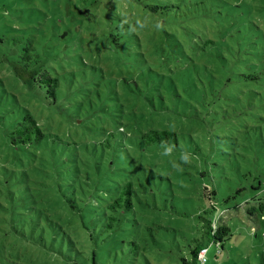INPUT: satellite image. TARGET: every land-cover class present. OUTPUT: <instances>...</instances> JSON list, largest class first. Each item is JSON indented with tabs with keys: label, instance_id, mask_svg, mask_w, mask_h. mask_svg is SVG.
<instances>
[{
	"label": "rangeland",
	"instance_id": "1",
	"mask_svg": "<svg viewBox=\"0 0 264 264\" xmlns=\"http://www.w3.org/2000/svg\"><path fill=\"white\" fill-rule=\"evenodd\" d=\"M172 1H177L185 12L179 15L177 25L171 26L172 19H166L165 24H170L165 26L166 30L177 38L163 37V59L154 68L157 74L146 69L143 60H135V55L127 54L122 48L115 54L106 46L107 26L111 24L122 26L123 22L136 21L151 28L154 21L150 18L153 16L142 9V0L139 3L133 0H0V40L4 39L5 43L12 42L11 38L20 34V28L25 23L34 25V20L30 19L32 15L43 23L40 10L49 15L59 13L55 16L59 26H62L63 19L70 29V32L61 29L62 37L69 32L66 42L69 46H64L65 43L60 46L59 55L53 63L60 74L75 72L76 77L72 79L82 84L84 94L82 97L76 93L72 97L71 91L63 87L65 95L72 97L65 104L70 113L75 114L78 113L75 103L79 101L86 113L87 125L95 126V129L89 131L74 127L70 120L58 125V114L42 104L38 107L32 99L31 107L45 129L58 133L69 142L78 139L94 141L98 149L103 144L108 151L110 147L105 143L107 132L113 130L117 134L116 139H125L126 133L133 132L123 125L128 121L125 111L132 108L139 111L137 108L140 107L143 118L150 124H158L159 119H168L166 124L160 126L178 132L181 149L175 156L182 153L189 156V162L178 160L177 170L172 173H186L182 180L177 178L179 180L171 184L166 180L160 183L158 178L155 183L149 178L152 183V187H149L142 176L136 182L133 198L139 203L135 204L134 211L129 215L136 217V223L125 222L121 229L115 231L114 239L110 238L112 233L107 232L97 248L99 261L103 264H181V255L189 257L188 244L192 243L194 237L201 236L196 215L207 205L199 194L203 186L215 190L219 206H222L223 199L234 194L241 186L249 185L256 179L264 185V0ZM82 5L89 9L88 13L85 10V16ZM45 19L50 25V33L55 29L51 28L53 20ZM91 25H95L96 29ZM185 30L189 31L188 38L183 35ZM5 43L0 42V76L5 80L3 85L0 83V107L8 104L7 99L1 97L5 95L2 89L4 85L10 98H13V92L21 100V92H25L2 56ZM141 47L140 51L146 55L144 48L147 46L143 41ZM138 48L130 47L131 50ZM122 75L135 78L143 89H148L152 94L162 92L175 114L169 113L163 117L149 112L140 106V101L131 106L134 99L125 95L121 85L113 88L107 85L108 77L119 78ZM73 80L72 84H75ZM112 90L118 91V97L106 103L112 105L110 111L118 115L116 117L102 110ZM175 91L178 95L167 96L168 92ZM114 103H121L120 108L124 111L117 110ZM10 104L15 109V104ZM121 124L125 132L118 133ZM78 152L81 155L93 154L94 162L100 161V173L107 165L101 158L110 156L98 154L90 143ZM54 154L69 164L66 167L72 165L73 153ZM22 158L25 163L20 168L32 166L29 158ZM45 158L49 160L45 168L53 171L49 165L50 158ZM135 159L137 164L157 170L155 166L159 163L172 164L168 162L172 157L150 155L139 150L135 153ZM39 161L34 162L31 171L41 167ZM200 171L203 174L200 175ZM107 173L112 177L119 172L110 167ZM187 174L197 175L194 183L184 181L188 178ZM4 179L6 183L3 186L0 183L3 190L0 200L8 204L7 189L17 190V187L13 175L0 172V180ZM145 183L149 187L146 192ZM47 189L48 198H51L49 203H58L54 198L60 195V187L50 180ZM250 190L242 189L232 200L243 205L247 202L248 207L264 201V192L260 194ZM99 193L96 200L100 205L111 200L112 196ZM245 207L225 212L224 219L230 217L228 224L231 235L222 242L220 250L214 244H209L205 264H264V219L259 222L250 219L251 215L246 213ZM54 211L64 214L61 210ZM7 225L1 224L0 229ZM252 227L256 228V233L251 231ZM4 237L7 238L1 242L0 264H11L6 258L14 259V256L25 257L30 264H45L49 259L50 264H69L62 254L48 247L28 242L14 234L5 236L2 232L1 238Z\"/></svg>",
	"mask_w": 264,
	"mask_h": 264
},
{
	"label": "trees",
	"instance_id": "2",
	"mask_svg": "<svg viewBox=\"0 0 264 264\" xmlns=\"http://www.w3.org/2000/svg\"><path fill=\"white\" fill-rule=\"evenodd\" d=\"M133 1L139 3L141 0ZM141 5L145 12L153 16L150 18L154 21L151 28L136 21L123 22L122 26L116 24L111 26V24L107 26L106 46L109 51L115 54L122 48L127 54L135 55V60H143L146 69L155 71L154 68L163 59L161 52L163 37L173 36L177 38L166 30L165 26H170V24H165L166 19H172L171 26L177 25L176 21H178L179 15L185 12V9H180L181 6L177 4V1L173 2L172 0H142ZM82 6L84 7V5ZM85 10L88 13L89 9L86 7L84 11L82 10L84 16L87 15ZM40 12V16L44 20L43 23L32 15L30 19L34 20V25L29 26L25 23V26L20 28V34L11 38L12 42L7 40L8 42L5 43L4 39L0 40L1 43H5L4 48H2V56L5 62L11 67L14 77L21 83L22 89H25V92H21L22 98L20 100L13 92H11L13 98H10V93L6 90L5 85L2 87L5 90V95L1 97H5L8 104L0 107V172L4 175L11 174L14 176L13 181L17 190H12L10 187L7 189L8 204L4 200H0V226L4 223L8 224L5 228L0 229V249L2 240L7 238H1L2 232H4L5 236L14 234L25 238L28 242L48 247V249L62 254L69 264H103L101 260L99 261L97 248L99 243L104 241L107 232H111L110 238L114 239L116 238L115 231L121 229L125 222L136 223V217L129 216L130 212L134 211L135 204L139 203L133 198L136 182L138 183L143 176L148 186L152 187L149 178L153 179L155 183L156 178H158L160 183L166 180L171 184L173 181L184 178L183 175L186 173L172 175L177 170V161L183 162L181 155L175 156L181 149L179 135L175 129L160 126L168 119H159L158 124H150L143 118L140 107L137 108L139 111L135 108L125 111L128 121L123 125L133 131L129 134L126 133L125 139H116L117 134L113 130L108 132L103 130L108 135V139L105 141L106 145L110 147L108 151L103 144L98 149L94 141L78 139L69 142L62 139L58 133L45 129L31 107L32 99L38 107L42 104L46 109H52L57 113L59 116L58 125L70 120L74 127L83 128V130L93 131L95 126L87 125L86 113L83 107L79 105V101L75 103L78 105V113H70L65 101H70L76 93L83 97L82 84L75 83L72 79L73 76L76 77L74 71L60 74L57 66L53 63L59 55L60 46L63 43H65L64 46H69L66 44L70 32L67 22L62 19V26H59L57 18H55L59 13L49 15L43 10ZM142 12L144 11L140 13ZM46 17L53 20L51 28L55 29L51 30L50 33H48L50 25L46 22ZM90 27L96 29L95 25ZM62 28L69 31L63 37L61 36ZM183 35L188 38L189 31L185 30ZM142 41L147 46L144 48L147 51L146 55L140 51ZM150 45L151 48L148 49ZM135 46L139 48L130 49V47ZM156 73L158 74V72ZM72 80L75 84H72ZM107 81V85L112 86V88L117 85L123 87L126 92L124 94L134 99L130 104L131 106L137 105V102L140 101V106L149 112L163 117L169 113L175 114L173 107L165 101L162 92L158 94L153 92L154 94H152L148 89H143L142 84L140 85L133 77L127 75H122L119 78L108 77ZM145 81L147 84V80ZM4 82L5 80L0 76V83L3 85ZM63 87L71 91L72 97L65 95ZM117 95L118 91L112 90V95L109 93L104 101L105 109L102 108L103 111L108 112L113 117L118 115L112 114L110 111L112 105L107 104L106 101L113 102L117 99ZM174 95H178V93L176 91L167 93L168 97ZM156 97H158L157 101H155ZM11 102L15 104V109L10 104ZM114 106H117V110L124 111L120 108L121 103H114ZM39 110L43 111L41 108ZM123 125H120L118 133L125 132ZM96 130L99 131L100 129L96 128ZM87 143L94 145L95 151L102 156L110 154L108 157L101 158L107 163L102 173H100V161L95 163L93 154L81 155L78 152L80 149H84ZM127 143L129 144L128 147H126ZM138 150L146 151L150 155L172 157V159H168V162L172 164L159 163L155 166L158 170L139 165L135 159V153ZM54 152H59L62 155L73 153L72 165L66 167L69 164L65 163L62 157L59 159ZM165 153L169 154L166 155ZM22 156L33 162L32 166H29L30 168H20L25 163ZM46 156L50 158L51 163L49 165L53 167V171H48L45 168L49 163V160L45 158ZM36 161L40 162L41 167L37 168L36 171H31ZM110 167L118 170L117 176L108 175L107 171ZM199 173L200 175L203 174L202 171ZM187 175L188 178L184 181L194 183V180L197 179L196 174ZM50 180H53L60 187L58 191L60 195H54V197L56 196L54 199L58 203H49L51 198H48L49 190L47 188L50 187ZM0 183L3 186L6 180H0ZM148 186L145 183V192L149 190ZM242 189L256 190L261 194L264 192V185L256 179L249 185L241 186L234 194L232 193L223 199L222 206H219L220 202L216 199L215 190L206 186L200 189V197L207 201V205L202 207L196 215L201 236L199 238L194 237L192 243L188 244L189 259L181 255V264H205L207 257L205 261H202L201 250L205 249L207 255L209 244H214L220 250L222 242L231 235V227L228 224L230 217L225 220V212L246 205L245 211L251 215L250 219L257 222L263 221L264 201H261L257 206L248 207L247 202L243 205L232 200L235 194ZM76 190L78 191L76 192ZM2 191V187H0V192ZM99 192H104V196H112L111 200H106L100 205L96 200L97 196L100 195ZM228 203L232 205L228 206ZM52 205L55 210L58 212L61 210L64 214H57L52 209ZM138 205L140 206V204ZM258 210L259 212L263 211V213L258 214ZM251 231L257 232L255 227H252ZM6 260L11 264L31 263L22 256H14V259L6 258ZM50 261L51 259L45 264H50ZM62 264L64 263L62 262Z\"/></svg>",
	"mask_w": 264,
	"mask_h": 264
},
{
	"label": "clouds",
	"instance_id": "3",
	"mask_svg": "<svg viewBox=\"0 0 264 264\" xmlns=\"http://www.w3.org/2000/svg\"><path fill=\"white\" fill-rule=\"evenodd\" d=\"M169 153H170V149H169ZM169 153H165L166 155ZM181 159L185 162H189V156L187 154L182 153L181 155Z\"/></svg>",
	"mask_w": 264,
	"mask_h": 264
},
{
	"label": "built area",
	"instance_id": "4",
	"mask_svg": "<svg viewBox=\"0 0 264 264\" xmlns=\"http://www.w3.org/2000/svg\"><path fill=\"white\" fill-rule=\"evenodd\" d=\"M201 258H202V261H205L206 259L205 249L201 250Z\"/></svg>",
	"mask_w": 264,
	"mask_h": 264
}]
</instances>
